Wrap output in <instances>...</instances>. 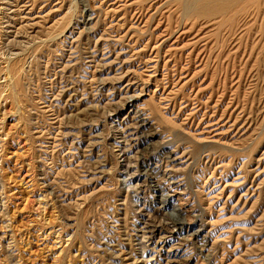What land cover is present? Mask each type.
Returning <instances> with one entry per match:
<instances>
[{"label":"rangeland","instance_id":"rangeland-1","mask_svg":"<svg viewBox=\"0 0 264 264\" xmlns=\"http://www.w3.org/2000/svg\"><path fill=\"white\" fill-rule=\"evenodd\" d=\"M186 1L0 0V264H264L261 16Z\"/></svg>","mask_w":264,"mask_h":264},{"label":"bare ground","instance_id":"bare-ground-1","mask_svg":"<svg viewBox=\"0 0 264 264\" xmlns=\"http://www.w3.org/2000/svg\"><path fill=\"white\" fill-rule=\"evenodd\" d=\"M177 3H179L180 5H181V7H183V9L184 8H186V3H185V1L186 0H175ZM192 1V2H191ZM187 3H189L190 4V2H191V4H190V6L189 7H191V9H190V12H191V17H193L194 19H198V18H204V19H208V20H210V22L211 21H214L213 23H215L216 25H217V27H222V26H228V27H230V28H236L237 26H235L237 23V20L239 19V17H241L242 19L245 17L244 15H247V16H251V14H252V16H253V18L254 17H257V16H259V18H260V16H261V18L259 19V21H261V24H259L258 25V29H263L264 28V0H190V2H189V0L188 1H186ZM176 3V4H177ZM185 3V4H184ZM188 4V5H189ZM182 9V8H181ZM188 9V8H187ZM186 9V10H187ZM184 12H185V9H184ZM186 13V12H185ZM251 13V14H250ZM187 14V13H186ZM244 16V17H243ZM246 18V17H245ZM252 18V19H253ZM240 20V21H239ZM238 20V24H239V22H241V19H239ZM209 22V21H208ZM245 22V21H244ZM251 22V21H250ZM254 22V21H253ZM212 23V24H213ZM236 23V24H235ZM247 23V22H246ZM242 24L243 26H246V25H249V23L248 24ZM260 23V22H259ZM235 24V25H234ZM237 24V25H238ZM241 24H240V27L242 28V26H241ZM233 26H235V27H233ZM253 25H251V27H252ZM217 27H216V29H217ZM227 27V28H228ZM239 27V28H240ZM248 28H250V25L249 26H247ZM229 28V29H230ZM247 28V29H248ZM252 28H254L255 29V27H252ZM222 29V28H221ZM244 29H246V27L244 28ZM218 30H219V28H218ZM223 30V29H222ZM237 30V29H236ZM257 30V29H256ZM256 30H254V31H256ZM264 30V29H263ZM217 31V30H216ZM221 30H219V32H220ZM242 31H244V30H242ZM250 31H253V29H251ZM262 32V30H258V32ZM233 32H235V30L233 29ZM232 32V33H233ZM247 31L245 30V33H246ZM230 33V32H229ZM251 33V32H250ZM249 33V34H250ZM264 33V32H263ZM216 34H217V32H216ZM242 35V34H241ZM247 35H248V33H247ZM219 37V36H218ZM221 37V36H220ZM241 37V36H240ZM251 37V36H250ZM215 40V39H214ZM251 42V41H250ZM29 51V50H28ZM263 51V50H262ZM49 56V55H48ZM33 59V58H32ZM257 61V60H256ZM19 64V63H18ZM258 64V63H257ZM16 67L14 66V69H15ZM18 69H19V67H17ZM16 70V69H15ZM16 72V71H15ZM18 72V71H17ZM19 73H20V71H19ZM13 74H14V72H13ZM18 74V73H17ZM14 75H16V74H14ZM12 76V78L14 77H17V76H19V75H17V76ZM16 80L15 81H13L14 82V85H18V86H20V80H19V77H17V78H15ZM19 90V89H18ZM262 94V93H261ZM11 95V94H10ZM23 95V94H22ZM19 96H21V95H19ZM24 96V95H23ZM22 96V97H23ZM23 101V100H22ZM251 102V101H250ZM25 103H27V102H25ZM258 103V102H257ZM26 106V105H25ZM24 106V107H25ZM153 109V108H152ZM261 127V126H260ZM264 125L262 126V129L263 130H261V131H263L264 132ZM251 128V127H250ZM255 130V129H254ZM259 133V132H258ZM261 136V135H260ZM248 138V137H247ZM242 139V138H241ZM244 140V139H243ZM236 142V141H235ZM242 143V142H241ZM258 144V143H257ZM256 144V145H257ZM255 145V144H254ZM244 146V145H243ZM248 147V146H247ZM240 148V147H239ZM241 149V148H240ZM256 150V149H255ZM254 152V151H253ZM252 152V153H253ZM247 158V157H246ZM251 158V157H250ZM249 159V158H248ZM253 159V158H252ZM256 160V159H255ZM248 162H249V160H247ZM250 161H252V160H250ZM239 162V161H238ZM245 163V162H244ZM244 163H243V165H244ZM259 163V162H258ZM247 164V163H246ZM245 164V165H246ZM234 166V165H233ZM245 167V166H244ZM242 168V167H241ZM228 171H230V170H228ZM246 171V170H245ZM250 172V171H249ZM254 172V171H253ZM245 177V176H244ZM260 180V179H259ZM246 181V180H245ZM261 184H260V186H261V189L259 190V192H258V196L256 197L257 199H260V198H262L263 197V195H264V180L262 181V182H260ZM254 192V191H253ZM262 213H263V217H260L259 219H263V221H262V223L264 222V211H262ZM262 213H261V215H262ZM256 219V218H255ZM253 223V222H252ZM256 226H258L257 224H256ZM262 226H263V224H262ZM259 227H261V226H259ZM258 227V228H259ZM250 229V228H249ZM255 227L253 228V229H250V231H256L257 229H255ZM244 241V240H243ZM261 247L263 248L264 247V244L263 245H261ZM260 249V248H259ZM259 249H258V253L256 254V250H254L255 251V258H257V261L258 260H262L263 261V255H261V251L259 252ZM248 251V250H247ZM246 251V252H247ZM251 251H253V250H251ZM253 251V252H254ZM260 253V254H259ZM264 254V253H263ZM253 256V257H254ZM245 262V261H244ZM258 263V262H257ZM256 263V264H257Z\"/></svg>","mask_w":264,"mask_h":264}]
</instances>
